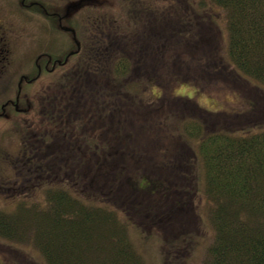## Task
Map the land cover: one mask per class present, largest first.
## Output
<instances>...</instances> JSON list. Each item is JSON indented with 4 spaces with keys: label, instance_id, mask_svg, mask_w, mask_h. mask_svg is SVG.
I'll list each match as a JSON object with an SVG mask.
<instances>
[{
    "label": "trees",
    "instance_id": "trees-1",
    "mask_svg": "<svg viewBox=\"0 0 264 264\" xmlns=\"http://www.w3.org/2000/svg\"><path fill=\"white\" fill-rule=\"evenodd\" d=\"M35 1L48 12L62 9L80 47L60 31L58 87L53 90L50 78L40 99L51 135L27 138L34 169L19 191L11 188V203L0 210V237L36 248L46 264H146L134 238L155 232L163 240L164 264H182L177 250L187 231L181 218L188 191L171 179L188 178L190 170L192 193L211 204L215 236L208 264H264V118L244 136L218 114L185 119L181 106L161 119L159 106L151 105L157 98L148 95L152 87L171 93L181 81L229 79L227 64L216 63L213 31L215 41L226 34L228 65L264 93V0ZM83 8L95 18L80 20ZM47 18L43 29L51 37ZM178 99L191 106L184 97L170 103ZM174 124L176 133L179 126L185 133L177 134V148L169 139ZM143 141L145 150L157 147L160 162L142 151ZM74 160L82 172L76 182ZM195 163L203 179L193 173ZM44 186V198L34 201L32 191Z\"/></svg>",
    "mask_w": 264,
    "mask_h": 264
},
{
    "label": "rangeland",
    "instance_id": "rangeland-1",
    "mask_svg": "<svg viewBox=\"0 0 264 264\" xmlns=\"http://www.w3.org/2000/svg\"><path fill=\"white\" fill-rule=\"evenodd\" d=\"M117 2H118L117 0H112L113 5L115 6H117L118 4ZM56 9L57 12H61L62 10L60 8H56ZM50 13H53V11ZM73 14L74 13H72V15ZM95 14L96 12H94L91 9L88 10L84 9V13L80 20H82L83 18L85 21L87 19V21L89 22L90 21L89 19L95 18L94 17ZM48 23H50L49 19H48ZM219 24L221 27H223L221 20H219ZM36 26L37 25L34 26V30H32L31 35L28 36V38H31L30 44H32L33 41L36 40V38L39 40L40 30L36 31ZM46 27L50 29L47 25ZM46 34L47 32L45 33L43 29L42 36L45 41L47 40L46 37L48 36ZM208 36L205 35L204 39L206 37V39L208 40ZM214 36L215 34L213 31L211 32L209 41H212L213 44H215L216 53H218V56L216 58L218 62L216 61V63L220 65L227 64V66L223 69V72L225 75L226 74L229 75L230 78L225 79L223 81L221 78H220L221 81L216 78L214 80H210L209 82L206 80H201L202 81L201 84L195 82L190 85L187 84L182 85L185 82L181 81L179 85L175 84L171 93L167 92L165 88L152 87L149 89L148 95L152 97L155 96V98L157 99H155V102L153 101L151 105L159 106V112L157 111L156 112L161 119H163L162 117L165 116L166 114H170L172 110L177 108V106L178 107L181 106L183 108V110L180 111V114H182V111L185 112L186 113L184 115L186 116L185 119H188L190 121H198L197 119L203 118L206 115H208L211 118H214L213 116L210 115L218 114L219 117L223 118L229 123H232L233 121V125H232L233 129L234 130L236 129L234 132H239L244 136H250L251 134L250 128L251 130L255 129L257 124L254 123L256 121H259L258 119H260L261 116L262 118H264V103H262V101L264 100L263 99L264 93L257 89V87L255 86L257 85L256 82L251 80H245L244 78L239 77L240 72L238 73L232 67H230V65H228L229 63H227L228 61L226 59V52H225L226 34L225 36L224 34H222L221 37L219 36V34H217L216 41ZM36 42L37 40L35 41V44ZM63 42L65 43L63 36L59 35V47L62 46ZM46 47L47 46L45 45V48ZM213 51H215V49H213ZM162 84L164 85L163 82ZM42 92L40 91V89H38L39 94H37V97L39 101L42 98L41 96H43ZM172 97H184L185 100H188L189 98L190 101L187 102H191V106L190 103H186L180 99L176 100V103L171 104L170 101ZM254 104L256 108L254 107ZM235 115L236 117L239 115L241 116L240 118H238L239 119L238 122H236L233 119L235 118ZM183 130H184V126L183 128L179 126L177 128V133H176V124H174V128L172 130L173 134L169 133L171 135L169 139H171L172 141L170 143L176 146V148L182 146V142L180 138L177 137V134L184 135L185 133ZM255 131L257 130H253V132ZM161 132H159L158 135H160ZM169 134L168 136H170ZM172 137L173 138L176 137V138L173 139ZM161 138L167 139V137H161ZM34 139L37 140V138ZM139 139H143V138L139 137ZM139 139L137 141H139ZM22 142H23L22 137H0V185L3 186V188L0 189V210L5 209L6 206L11 203L10 197L12 195L8 193L9 188L6 187L5 185L7 184L4 183L6 181L15 180L16 175L13 172L12 163L17 158L20 151L23 152L22 150L25 149ZM195 143H197V141L193 142L192 144L196 151ZM44 145L47 146L48 144H44ZM141 145L142 142L140 146ZM146 146H147L146 142L143 141L142 151H144L147 157L151 158V161L160 162L163 156L161 155L158 156L156 154L157 147H154V151L153 150L148 151L145 150ZM39 155L42 157L43 156L42 152H39ZM49 162H52V160H49ZM74 164H75V160L72 163H70L71 166L70 174L71 177L73 176L72 178L73 181L76 180L75 178L76 172L82 174V172L78 170L79 165L74 166ZM85 167L87 169H90L91 164L86 161ZM203 171L204 170L200 166V164L195 163V166L193 168V173L200 172L199 175L201 176H199V178L203 179V176L201 174V172ZM55 173L56 172H53L52 174L56 175ZM61 173L65 174L66 171ZM187 175L190 177L192 175V172L189 170ZM189 177L178 178L176 176L171 179V183H172L171 185L175 187L177 186L180 189L187 188V191L189 192V193L187 192L185 197L187 198V207L185 208V212H184L185 215L183 218H181L183 219L187 231H184L182 235L180 234L179 235L180 237L178 236L180 238V240L178 241L180 249L177 250L178 251L177 253L179 255L178 258L184 261L182 264H208L209 247L213 244L214 236H215L214 226L210 221L211 204L206 198V196L202 195V193L198 195L192 193L195 181L194 180L191 181V179L193 178L192 177L189 178ZM202 179H201V184H202ZM4 188H8V189H4ZM46 188H47L46 186L42 187L41 188L42 190H40L39 192L32 191L33 192L31 193L32 199H34V201L35 200L41 201L44 198L43 197L44 190ZM72 188H75L74 182L72 184ZM29 190L31 189L29 188L28 192ZM143 219L144 218H141L139 220V222L142 225H144ZM153 234L154 235L152 237L147 238L145 240L135 237L134 241L136 245L139 247L141 253L143 254L146 264H164V257L162 251L163 248L162 237L160 236V234H156L155 232H153ZM0 264H46V262L36 248L29 246L25 243L19 244L0 237Z\"/></svg>",
    "mask_w": 264,
    "mask_h": 264
},
{
    "label": "flooded vegetation",
    "instance_id": "flooded-vegetation-1",
    "mask_svg": "<svg viewBox=\"0 0 264 264\" xmlns=\"http://www.w3.org/2000/svg\"><path fill=\"white\" fill-rule=\"evenodd\" d=\"M44 14L52 20L47 26L53 28L46 41L42 36ZM68 23L57 9L50 13L38 1L0 0V137H22L25 147L12 163L15 180L4 183L8 193L19 191L26 184L28 169H33L28 165L27 138L51 135L44 126L43 104L36 100L38 89L42 92L50 78L55 79L53 90L58 87L60 31L73 35L76 42L74 33L67 31L72 29ZM35 25L39 40L30 44L28 36Z\"/></svg>",
    "mask_w": 264,
    "mask_h": 264
},
{
    "label": "water",
    "instance_id": "water-1",
    "mask_svg": "<svg viewBox=\"0 0 264 264\" xmlns=\"http://www.w3.org/2000/svg\"><path fill=\"white\" fill-rule=\"evenodd\" d=\"M68 31L70 30V29H67ZM77 46H78V48H79V44L77 43ZM73 54V53H72Z\"/></svg>",
    "mask_w": 264,
    "mask_h": 264
}]
</instances>
